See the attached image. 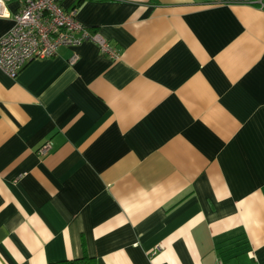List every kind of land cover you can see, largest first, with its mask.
<instances>
[{
  "label": "crops",
  "instance_id": "crops-1",
  "mask_svg": "<svg viewBox=\"0 0 264 264\" xmlns=\"http://www.w3.org/2000/svg\"><path fill=\"white\" fill-rule=\"evenodd\" d=\"M61 2L120 57L0 67V264H264V9Z\"/></svg>",
  "mask_w": 264,
  "mask_h": 264
},
{
  "label": "built area",
  "instance_id": "built-area-1",
  "mask_svg": "<svg viewBox=\"0 0 264 264\" xmlns=\"http://www.w3.org/2000/svg\"><path fill=\"white\" fill-rule=\"evenodd\" d=\"M10 1L13 0H0V16L11 14ZM252 3L264 9V0ZM14 21L13 27L0 37V67L13 78L32 60L53 57L62 47H76L86 41L98 44L111 59L120 57L115 45L82 24L77 10H67L61 0H23ZM78 59L76 52L69 61L73 64ZM51 147V141H47L39 153L46 155Z\"/></svg>",
  "mask_w": 264,
  "mask_h": 264
},
{
  "label": "trees",
  "instance_id": "trees-1",
  "mask_svg": "<svg viewBox=\"0 0 264 264\" xmlns=\"http://www.w3.org/2000/svg\"><path fill=\"white\" fill-rule=\"evenodd\" d=\"M51 264H97V263L94 257L85 255V257H83L82 259L67 260V261L51 263Z\"/></svg>",
  "mask_w": 264,
  "mask_h": 264
}]
</instances>
